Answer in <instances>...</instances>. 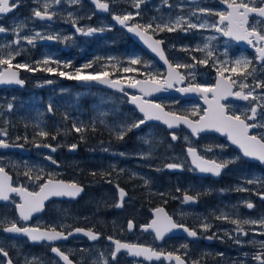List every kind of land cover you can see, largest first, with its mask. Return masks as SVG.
I'll use <instances>...</instances> for the list:
<instances>
[{"label":"flooded vegetation","instance_id":"obj_1","mask_svg":"<svg viewBox=\"0 0 264 264\" xmlns=\"http://www.w3.org/2000/svg\"><path fill=\"white\" fill-rule=\"evenodd\" d=\"M202 1L190 2L188 0L189 3L194 4ZM237 2L240 1L237 0ZM245 2H248V0H245ZM13 3H18L19 7L11 8L9 12L0 14V26L6 29L5 32L0 33V39L6 38L10 40L13 38L15 41L18 35L14 30L20 29L18 28L19 25H24L26 31L30 28L33 31L39 30L43 37H59L56 40L46 38L36 39L34 44H37V46L19 49L16 65L33 62L31 67H36L37 62H42L47 57L61 62L59 66L55 64L50 65L53 68H57L58 71H74L75 68L83 65L82 62L86 56L84 53H80V50L76 46L78 43V45L85 46L91 51L87 57H90V61L93 62V68L85 70L82 74H95L102 71L98 69L97 63L100 59L105 60L114 54L117 55L116 59L111 62L107 60L110 64L107 71L113 73L110 77L111 79L121 77L145 79L144 73H149L150 69H154L153 66L159 69L157 73L160 74L161 79L166 76L167 68L150 55L130 35L127 28L120 27L114 23L112 15H124L125 12L115 9L111 2H109V14H97L96 19L90 18L89 20H85L83 16V5L89 4L88 0H78L76 3H73L72 0H60L59 4L55 0H9L10 6ZM45 3L50 5L49 11L55 13L52 20H41L33 15L34 10H43ZM210 4L221 6L224 12L228 11L227 3L224 0H215V2H210ZM90 6L92 7V5ZM254 6L258 7L260 5L257 3ZM77 9L78 11L71 14V16L66 14L68 11H75ZM134 10L137 9L134 8ZM103 18H107L113 24L112 29H108L103 22L100 24ZM257 19L261 21L257 29L264 33L263 18L251 15L249 17V26L251 27L252 23ZM144 20L146 18H142L139 15L135 16L128 23L129 25H144ZM87 21H94L93 25L98 24L101 25V28L105 29L103 32L94 34L89 42L82 40L84 35L76 32L77 27L84 29V24ZM60 28L67 29L75 36L76 44L71 48L67 47V43L71 42V40H68L66 43L64 39H61ZM150 34L164 42L162 45L170 63L176 64L179 57L185 58L183 54L187 51L171 49L166 32L158 31ZM172 35L170 34L171 38ZM224 37L229 39L233 45V56L244 52L256 63V66L251 63L250 69H255V71L252 75L246 77L248 82L246 84L250 86L249 88L255 87L259 78L257 73L258 68L264 64V61L258 62V53L252 45H249L245 41H243L245 45L238 44L235 39L227 36ZM78 39L81 41H78ZM133 57H139L142 61L149 64L141 63L140 65H136L135 67L139 68L138 73H123V67L130 66L128 61ZM150 60L153 62V66L150 65ZM186 60L188 61V59ZM69 61L71 62V68L63 67V64ZM193 61L191 59V62ZM211 63L206 66L196 63L192 64V68L197 73L205 69L211 72L206 80H203L200 75L197 76L198 74L195 76L196 79H193L189 75L192 71H188L185 68L179 69L186 77L181 87H187L190 83L201 84L206 87L215 85L217 69L216 67L213 68ZM112 64H115L116 67L113 68ZM12 66L16 67L13 64ZM3 67L0 66V72L4 70ZM43 67L44 65L41 63L40 68ZM18 70L20 73L19 78L25 82V87L9 86L0 89V100H5L12 104L14 103L12 96L19 97V95H23L21 101L27 102L31 95L42 93L44 99L49 103L48 95L51 94V96H54L53 101L57 110L52 109L49 111L48 106L49 113L46 115L48 127L43 130L49 133L47 137L35 134L34 131L36 133H39V131L35 128L32 129L28 135L26 144L30 149L27 155H22V153L15 150L0 149V153L2 152L5 155L26 158L28 160L26 167L19 168L14 166L7 159L3 160L4 163L0 164V167L6 169L11 174L12 185L14 187L23 186L29 191H39L40 184L51 176L55 180L75 182L81 185L84 190L75 199H50L44 204L43 210L34 213L28 221H23L19 218L16 204L21 201L19 195L13 193L10 195L8 201L0 202V220L4 221L2 227H6L10 222L15 221L20 227H40L43 229L56 227L57 231H64L65 234L73 232L76 228L91 229L100 235L97 240H90L86 235H72L67 240L32 242L25 235L17 236L5 233L2 231V227H0V247H3L8 253L7 257L0 254V264H7L8 259H11L12 264H65L57 254L51 251L52 247H58L75 264H91L87 258L93 256L95 252H99L100 246H104L105 242L111 245V251L115 248L114 243L108 239V237H112L110 236L112 231L107 228H100V220L120 222L124 223V225H128V221L131 220L134 224L133 229H128L127 233L121 232L120 236L114 238L122 242L147 246L156 252L163 253L159 259L148 261L143 257L137 259L130 257L127 252H120L116 259L123 257L129 260V264H177L175 256H180L185 264H259L254 257L257 254H264V232L259 236L262 240V244H260L254 240V232L248 234L247 231H237L236 224L233 223L235 225L233 226L232 223L225 220H221L224 227H232L233 233L228 234L219 231V234L215 236L210 231L201 228L193 219L195 215L192 213H200L202 216L208 215L210 219H214L215 221H218V219L210 212V207L213 204L209 200V197L203 198L202 194L193 190L191 182L193 180L194 182H198L205 179L219 184L225 182L229 174L234 173L236 175L234 181L238 183L237 185H246V187L244 186L246 190H241V192L245 194L248 200L250 199L248 203L254 205L249 211L250 214L255 213L259 217L260 215H264V163L244 157L240 149L230 143L227 136L210 132L193 135L183 125L170 130L162 124L150 123L148 125H141L134 130L143 131L153 124L159 127V137L155 140L157 149L155 150L154 159L144 160L142 157H137L135 161L138 163L144 161V164L141 166L131 165L134 163L127 156V153L128 155L130 154L128 135L125 134L124 139L120 140L117 139V135L115 134L116 132L118 133L120 127L133 122L134 115L138 119L143 118L130 105L129 101L131 95L141 93L129 87H124L123 92L110 86L106 87L97 84L86 87L82 86V81L68 79L56 73L42 70L28 71L25 68H18ZM224 75L236 79L237 85L234 86V91H240V84L238 83L244 77L237 76L234 73L233 75H229L228 72H225ZM54 79H58L60 85L65 86V88L72 89V92L59 93L58 84L53 82ZM49 80L52 83H47ZM178 87L180 86L175 84V88ZM249 88L244 89V91L247 92ZM77 90L83 93L77 95ZM4 95H7L9 99H1ZM60 95L63 97L61 98ZM209 97H211V94H209ZM144 99L147 100L146 97ZM150 100L162 104L170 111L173 109L172 112L187 115L191 120H198L199 116L203 115V109L207 107L201 101L200 95L188 98L181 95H172L151 98ZM168 101H174L175 103H168ZM176 101H180L179 105L197 103L199 105V114L192 115V111L175 110L176 107H179ZM222 103L227 106L229 114H239L242 118H244V114L250 115L249 109L253 104L259 105L251 99L248 101L223 100ZM7 105L0 104V107ZM127 110H132L134 114H125ZM261 117L258 107L256 119L248 122L262 125L260 123ZM66 122L81 127V131H76L75 135L67 142L65 138L57 135L52 130L53 128H51L54 126L61 127ZM250 131L251 134L261 135L264 134V127H256ZM172 133H175L178 137L177 140L171 139ZM53 136L56 138L53 139ZM185 137H187V140ZM0 139L5 140L11 145L19 143L18 139L12 135H0ZM72 143L77 145L75 150H70L69 146ZM37 145L41 146L37 147ZM43 145H51L56 151L53 152L51 148ZM189 147L197 149L199 155L205 159H215L217 162L232 160L236 157H239V159L223 169L219 178L214 175H200L198 174V170L192 165L187 153V148ZM209 148H211V151H208ZM36 152L39 154H36ZM119 153H124V155H120ZM48 157L52 159L49 160ZM52 161H55V163ZM148 161H151L154 167L148 166ZM168 163H182L184 167L182 169H168L165 167ZM133 166L136 169L140 167L139 171L148 174L147 185L144 186L141 183L142 179L133 178L131 172L134 169L132 168ZM29 171L33 177L32 179L25 175ZM93 173L96 174L93 175ZM105 173H110V175H106ZM36 176H40L41 179H34ZM255 176L258 178L255 179ZM229 178H233V176H229ZM250 180L253 183H248ZM117 184L127 193L124 197L123 207L115 206L119 202ZM185 193L197 196L196 202H185L183 199ZM241 207L242 209L240 212H236L235 216L242 221L245 220L244 217L246 216V204H242ZM157 208H163L174 221L196 231L199 238L196 240L191 239L182 229V231L178 230V233L168 235L163 239H156L153 232H147L141 226L151 222L154 218V211ZM259 219L261 218L259 217ZM260 226L263 227L264 231V225L254 224L256 228ZM240 227L244 229L248 228L249 225L241 224ZM237 240L240 243H237ZM168 253L173 254L172 259L167 258Z\"/></svg>","mask_w":264,"mask_h":264},{"label":"snow or ice","instance_id":"obj_2","mask_svg":"<svg viewBox=\"0 0 264 264\" xmlns=\"http://www.w3.org/2000/svg\"><path fill=\"white\" fill-rule=\"evenodd\" d=\"M57 4L60 3V0H55ZM73 3L78 2V0H72ZM97 9L102 11L109 10V4L107 2H101V0H93ZM144 0H133V7L137 9L135 14L126 13L124 15H113V19L118 22L121 26L127 28L128 32L133 33L147 46L148 49L151 50L156 56L159 57L167 65V75L162 79L160 78V74H152V73H144L145 79H135L134 77L127 78H117L111 79L110 77L113 73L107 71V66L103 67V70L100 72H96L95 74H82L85 70L93 68V62L84 63L80 67L74 69V71L65 72L58 71L57 68H53L50 65H60L61 62L58 60H52L51 58H45L42 62H37L36 67H31L28 64H18L16 68H25L28 71H37L42 70L49 73H56L61 77H66L68 79H73L82 82H98L100 84L109 85L114 89H119L121 92L124 91V84H127L129 88L139 89L140 93L144 95H150L153 92H158L161 90H166L173 88L174 83L183 82L186 77L179 71L181 68H190L193 65L188 64H172L168 61L167 57L164 54L162 44L164 43L162 40L155 39L154 36L150 33H155L158 31H176L178 28L182 31L187 32L189 29H203L206 27H212L216 31L221 32L224 36L234 38L236 41H245L249 45L255 47L256 52L258 53L257 59L264 61V33L258 30L255 25L249 26V17L251 15H255L260 18H264V0H248V2H244V0H224L227 3L228 11L227 12H218L215 13L219 17L218 23L215 24H207L205 23H192L190 20H187L185 17H179L175 21H170L169 23L157 24L153 25V23H148L146 25L140 24H132L129 25V21L133 20L135 16L140 15V7ZM167 3V0H164ZM260 6H254L256 4ZM170 6V5H169ZM19 7L18 3H13L11 6L9 5V0H0V14L7 13L11 10V8ZM50 5L45 3L43 5V10L36 9L33 12V15L41 20L47 19L52 20L55 13L49 11ZM200 13H208L213 14L210 9L200 7L197 9ZM196 13L193 12L192 15ZM71 16V14H69ZM75 23V21H73ZM257 23H260L258 20ZM187 25L185 28L184 25ZM220 25H224V27H220ZM22 25H19L18 28H22ZM104 28H88L86 31L80 27L76 28V32L81 33L83 35H92L96 32H103ZM6 29L0 26V33L5 32ZM15 32V30H14ZM49 39L56 40L59 39L58 36H48L43 37L40 33H36L34 36H24L19 37L15 40L16 44L20 43V40H26L28 44H34L36 39ZM65 40L68 38L65 37ZM208 48L206 44L204 49L197 48V51H204ZM188 51V49H183ZM17 55L19 53H16ZM208 57H211L213 53L211 51L207 52ZM12 59L14 56L11 52L7 54V57L0 55V66H6L3 72H0V83H16L19 85H23L24 81L18 79V74L16 71L12 70ZM99 59V58H98ZM109 62L113 61L115 58L108 57ZM195 60V57H193ZM43 64L44 67L40 68V64ZM141 63L148 64V62L142 61L139 57L130 58L128 64L130 66L123 67V73H138L139 68L135 67L136 65H140ZM200 64H207L208 60L203 59L198 61ZM251 61L246 58H240L234 61L230 71L231 73L236 74L237 76H243L246 78L253 74L255 69H250ZM113 68L116 67L115 64L111 65ZM63 67L71 68V62H65ZM229 71L228 68H224L221 66L217 68V80L215 85L206 87L201 84L190 83L187 87H182L177 89L181 93H199L201 98L204 100V103L207 105L205 109H203V115L199 116L198 120H191L187 115H178L172 112L164 111V108L159 104H153L144 99L143 95H131L129 97L130 103L135 105L139 112L143 114V118L139 120H135L130 124L122 126L118 133L117 139L123 140L124 136L127 132H130L132 129L139 128L141 125L145 124L149 120H159L163 121L169 129L173 127H178L180 124L186 125L193 135H198L201 132L208 130H215L216 132H220L225 134L232 142L239 147L244 157L256 159L261 163H264V134L254 135L251 134L252 129L256 127H264V125H257L255 123H249L248 121H254L257 116L258 107H262L261 105L253 104V106L249 109L250 115L244 114V118H242L239 114H229L227 106L222 103V100L227 99L228 97H236L245 101L248 100H258L264 99V97H257L254 95V91L249 90L247 92L244 89L249 88V85L241 83L239 85L240 91H233L234 86L237 85V80L232 79L231 76H225L224 73ZM189 75H192L189 73ZM194 79V76H193ZM47 83H52L51 80L47 81ZM255 87L264 88V81H257ZM211 94V97H209ZM8 109L11 110L13 105L11 103L8 104ZM51 105H49V111H51ZM199 109H194L192 115H198ZM75 131L80 132L81 129L73 125ZM39 136L47 137L49 133L47 131H40ZM0 135L7 136V131L0 129ZM53 139L56 137L53 136ZM26 139V138H25ZM172 140H177L178 137L175 133L171 134ZM187 140V137H185ZM41 145H37L39 147ZM45 147L51 148L54 152L55 148H52L51 145H43ZM9 144L6 143L5 140L0 139V148H7ZM70 150H75L77 145L72 144L69 146ZM223 147V146H220ZM211 151V148L208 149ZM187 153L191 156V163L195 166V169L201 173H208L215 176H219L223 169H225L230 163H235L239 157H236L232 160H225L222 162H217L215 159L209 160L205 159L203 156L199 155L195 148L189 147L187 148ZM120 155H124V153H119ZM51 160V157H48ZM55 163V161H52ZM168 169H182L184 165L182 163H168L165 165ZM123 171V169H121ZM96 173H93L95 175ZM106 175H110V173H105ZM26 176L30 179L31 172H26ZM135 175V174H134ZM34 179H41L40 176H36ZM11 178L8 176L7 172L4 168L0 167V201H8L10 199V193H17L20 197V203L16 204V209L18 212V216L23 221H28L30 217L37 212L43 210L44 202L52 196H67L70 198H76L83 192V187L78 185L75 182H65L63 180H55L51 178V176L39 186V191H29L27 188L13 187L10 183ZM110 182V181H109ZM148 182L145 181V184ZM248 183H253V181H248ZM116 188L119 192V202L115 205L116 207H123L124 197L127 195L123 188H120L119 185H116ZM179 191V189H177ZM199 195V194H197ZM185 202H192L197 199V196L188 195L185 193L183 197ZM247 207L249 209L253 208L254 205L252 203H247ZM155 218L147 225H142L141 227L144 230L151 229L155 232L156 239H163L165 234L171 232L173 229H183L189 236L195 237L197 232L191 229H188L183 224H179L173 220L171 216H169L163 208L155 209ZM223 219H228L227 216L218 217ZM6 219V218H5ZM232 223L237 225V231L242 232L243 229L240 227L241 224H261L264 225V218L260 220H232ZM4 221L0 220V227H2ZM63 227V226H61ZM129 230H132L134 227L133 222L128 221L127 225ZM202 227L207 230L211 227L209 224H203ZM2 231L5 233L11 234H23L27 236V238L32 242H42V241H57L60 239H67L68 236L73 235V232L79 233L84 232V234L90 240H97L99 238V233L93 232L91 229L84 230L80 228H76L73 232H68L65 234L64 231H57L56 227H50L47 229H43L40 227H20L17 225V222L12 221L8 226L2 227ZM246 235V233H245ZM110 241L113 240L112 237H108ZM211 239V237H209ZM115 248L111 252V259L113 261L116 260L117 255L121 251L127 252L129 256L134 257H144L145 259L151 260L153 257L159 259L163 253L156 252L150 247H146L143 245L137 244H129L122 243L119 240L113 241ZM237 243H240L237 240ZM51 251L59 256L61 260L65 262V264H73V261L69 258L67 254L62 252L58 247H52ZM0 254L4 257L8 256V253L4 250L3 247H0ZM103 255V254H101ZM168 259L173 258L172 253L167 254ZM255 260L259 262V264H264V254H257L254 257ZM175 260L177 264H185V262L181 259L180 256H175ZM7 264H12L11 259H8ZM103 264H108L107 260L103 261Z\"/></svg>","mask_w":264,"mask_h":264},{"label":"rangeland","instance_id":"obj_3","mask_svg":"<svg viewBox=\"0 0 264 264\" xmlns=\"http://www.w3.org/2000/svg\"><path fill=\"white\" fill-rule=\"evenodd\" d=\"M111 3H113L115 9H120L126 13H133L137 10H134L133 0H106ZM240 1V0H239ZM210 2H215V0H203L200 3L194 4L189 3L188 0H167V3L164 2V0H144V2L141 4V7L139 9L140 15L142 18H146V20L143 21L144 25L148 23H153V25L157 24H163V23H169L170 21H175L179 17H185L187 20H190L192 23H207L209 25L218 23L219 17L215 15V13L218 12H224V10L219 5H211ZM245 2V0H244ZM84 3H86L84 1ZM90 4V3H89ZM89 4L83 5V16L85 20H89L90 18H95L97 16L96 11L93 7H91ZM170 5V6H169ZM203 7L210 9L213 14L208 13H200L198 12V8ZM77 10L68 11L66 14H74L77 12ZM195 12V15H192V13ZM96 19V18H95ZM259 19L255 20L251 26L255 25L258 28V25L261 24L257 23ZM105 24V26L109 29L113 28V24L107 19L103 18L101 20ZM94 21L92 22H86L84 24V30L86 31L88 28H101V25L95 24L93 25ZM88 24V25H87ZM184 27L186 28L187 25L185 24ZM220 27H224V25H220ZM17 35L19 37L24 36H34L36 33H41L39 30L33 31V29H29L26 31L24 29V25L22 28L15 30ZM34 32V33H33ZM167 34V40L169 42V45L171 46V49L177 50V51H183V49H188L186 53H184V59L182 57H179L177 60L180 64H188L192 65L200 64L198 61L207 59V64H200V65H208L210 62L212 67L216 69L223 66L224 68H228L229 71L228 74L233 75L231 73L230 69L234 63L235 60L240 58H246L256 66V63L254 60L250 59V57L245 54L244 52H240L237 55H232L233 52V45L230 42L229 39L225 38L221 32L216 31L212 27H206L203 29H189L187 32L180 30L179 28L176 31L169 32L167 30L163 31ZM59 33L61 34V39H64L67 37L68 39L64 41L67 43L68 40H71V42L67 43V47L71 48L76 44V39L73 33L69 32L67 29L64 28L59 29ZM92 35H84L82 40L88 41L90 38L94 36ZM170 34L172 35V38L170 37ZM17 36V38H18ZM87 37V38H86ZM78 41H81L78 39ZM208 45V48L204 51H197V48L204 49L205 45ZM28 46H37V44H28L26 40L21 39L19 44H16L15 41L12 39L7 40L6 38L0 39V55L7 57V54L11 52L14 56V59H12V64L16 66L17 64V55L16 53H19V49L22 50ZM77 48L80 50V53H84L86 56L84 57V60L82 64L91 62L90 57H87L90 54V50L86 48L85 46H80L77 43ZM66 47V48H67ZM232 50V51H231ZM211 51L213 55L211 57H208L207 52ZM110 57L117 58V55H111ZM178 57V56H176ZM195 57V60L191 62V59ZM188 59V61L186 60ZM108 59L101 60L97 63L98 69L103 70L104 66L108 67L110 64L107 62ZM40 62V61H39ZM25 64H28L29 66L33 65V62H26ZM149 64V63H148ZM150 65L153 66V62L150 60ZM154 69H150L149 73L156 74L157 69L156 66H153ZM5 68V66L3 67ZM188 71L191 72V76L194 79L195 76H202L203 80H206L211 72H208L205 70H202L200 73H197L195 69L192 67L187 68ZM258 81H264V64L261 65L258 68ZM240 79V78H239ZM53 82L58 84V92L63 94L65 92H72V89L65 88V86L60 85V81L58 79H54ZM241 83H248L246 78H241ZM256 85V84H255ZM250 87V86H249ZM254 91V95L257 97H264V88H257V87H251L248 89ZM83 93L80 90L76 91L77 95H80ZM57 94V93H56ZM49 96V103L44 99V96L42 93H37L36 95H31L29 100L27 102H22L21 99L23 98V95H19V97L12 96L14 103H12L13 107L11 110L8 109V105L4 107H0V129L7 131V136L12 135L14 138H17L19 140L22 139V137L26 138V134L24 132V127L26 125V122H28L30 125H32L37 131H42L45 128L48 127V120L46 118V115L48 112V106L51 105V108L53 110H57L56 106L54 104L53 98L54 96ZM61 98L63 97L60 95ZM17 98V100H16ZM1 99H9L7 95H4L1 97ZM18 102V103H17ZM174 102V101H170ZM168 101V103H170ZM180 102V101H179ZM179 102L176 101V103L179 105ZM255 102L262 107H259V115H261L260 123L264 125V99H258L255 100ZM175 103V102H174ZM0 104H9V102L5 100H0ZM42 104H44L42 106ZM199 105L197 103H184L183 105H179V107H176L175 110L181 109L184 111H192L194 109H197ZM263 108V109H261ZM193 109V110H192ZM174 110V111H175ZM173 111V109H172ZM133 113L132 110H127L125 114ZM139 120L134 115V121ZM12 122V123H11ZM74 124H69L68 122L64 123L61 127H51L53 128L54 132L57 135L62 136L65 138V141H70L71 137L75 135V129L73 127ZM76 127L81 128L78 125H75ZM120 127V126H117ZM121 128V127H120ZM23 129V131H22ZM49 132H51L49 130ZM128 135V139L130 141V154L129 156L132 163L131 165H138L141 166L144 164L142 162H137L135 159L137 157H142L144 160L149 159L153 160L155 156V150L157 149V145L155 144V140L159 137V127L157 125H150L146 128V130H134L132 129L130 132L126 133ZM117 135V132L116 134ZM186 141V140H185ZM73 144V143H72ZM36 154H39L36 152ZM7 159L12 163L14 166L17 167H26V164L28 163V160L26 158L22 157H16V156H10L5 155L4 153H0V164L4 163L3 160ZM1 166V165H0ZM148 166L154 167V164L151 163V161H148ZM134 169L131 170L133 178H139L143 181L141 182L144 186L145 181L148 182V174L139 171L140 167L136 169V167H132ZM135 174V175H134ZM229 176H233V178H229ZM234 177L236 175L234 173H231L228 175L227 180L225 182H221L219 184H216L209 180H201L198 182H194V180L191 182L193 190H195L197 193L202 194L204 197H209V200L213 204V206L210 207V212L213 214L215 218L218 219V221H215L214 219H210L209 216L201 215L200 213H192L195 216L193 219L195 220L198 225L202 227L203 224H209L211 227H209L207 230L210 231L212 234L217 236L219 234V231L226 232V233H233L232 227H224L223 222L221 220H225L227 222L232 223V220H239L238 217L235 216L236 212H240L242 209L241 205L246 204L245 209V220H260L259 217L262 219L264 218V215H260L258 217V214H250V210L247 207V203L250 202V199L245 196L244 193L241 192V190H246V185L240 186L237 185L238 183L234 181ZM258 177L255 176V179ZM189 188H191L189 186ZM149 192V191H146ZM227 216L228 219L218 218V217H224ZM233 224V223H232ZM248 228H244L243 231H247L249 233H253L254 240L262 244V240L259 238L261 234L264 232L263 227H254V224H248ZM261 225V224H259ZM233 226H235L233 224ZM99 227L102 229H109L112 231L111 235L112 237H118L120 236L121 232H128L127 224L124 225V223L120 222H112V221H103L100 220ZM204 229V228H203ZM257 234V235H256ZM104 247V248H103ZM103 248V249H102ZM111 245L107 242L104 243V246H100V251L95 252L93 256L88 257V261L91 264H103L104 260L108 261V264H129V260L125 259L123 257H120L116 259L115 261L111 260ZM103 254V255H101ZM110 258V259H109ZM243 264V263H242Z\"/></svg>","mask_w":264,"mask_h":264},{"label":"water","instance_id":"obj_4","mask_svg":"<svg viewBox=\"0 0 264 264\" xmlns=\"http://www.w3.org/2000/svg\"><path fill=\"white\" fill-rule=\"evenodd\" d=\"M90 1V3L95 7V10L97 11V13L98 14H100V15H102V14H108L109 12H110V8H109V10L108 11H102V10H100V9H97L96 8V6H95V3L93 2V0H89ZM190 2H192V1H198V0H189ZM101 2H105V1H102L101 0ZM112 19H113V16H112ZM264 19V18H263ZM113 21L117 24V25H119L120 27H122L118 22H116L114 19H113ZM130 33V32H129ZM130 35L136 40V41H138L147 51H148V53L150 54V55H152L154 58H156L162 65H164L166 68H167V65L162 61V60H160L159 59V57L158 56H156L154 53H152L151 52V50L150 49H148L147 48V46L139 39V37H137L136 35H134L133 33H130ZM155 38V37H154ZM156 39V38H155ZM234 39V38H233ZM237 43L238 44H242V45H245L244 44V42L243 41H237ZM162 48H163V45H162ZM163 51H164V54H165V56L167 57V55H166V52H165V50H164V48H163ZM167 59H168V57H167ZM168 61H169V59H168ZM170 62V61H169ZM258 62H262L261 60H258ZM12 70L13 71H16L17 72V74H18V79H20L19 78V70L18 69H16L15 67H12ZM168 70V69H167ZM166 75H167V73H166ZM217 80V79H216ZM185 82V80L183 81V82H176V83H174V86H173V88H170V89H166V90H161V91H158V92H153V93H151L150 95H144V94H138V95H143V97H146L147 98V101H149V102H151V103H153V104H159V105H161L163 108H164V111H166V112H172V111H170V110H168V109H166L162 104H160V103H158V102H155V101H153V100H150L151 98H160V97H163V96H172V95H181V96H183V97H197L198 95H200L199 93H181V92H179L177 89H179V88H182L181 86H182V83H184ZM92 84H97V85H102V86H106V87H108L109 85H105V84H100V83H98V82H95V81H93V82H82V85L83 86H91ZM175 84H177V85H179L180 87H178V88H175ZM6 86H12V87H15V86H20V87H24V84L23 85H19V84H16V83H0V88H3V87H6ZM123 87H128L127 86V84H124V86ZM116 90H119V89H116ZM136 91H138L139 93H140V91H139V89H135ZM233 91H234V88H233ZM231 99H234V100H237V101H245V100H242V99H239V98H236V97H228L227 99H225V101H229V100H231ZM202 102H204V100L202 99L201 100ZM223 101V100H222ZM221 101V102H222ZM130 105L132 106V107H134L137 111H138V113L140 114V115H142L143 116V114L142 113H140L139 112V109L135 106V105H133L132 103H130ZM172 113H176V112H172ZM176 114H178V115H181V114H179V113H176ZM183 116V115H182ZM190 119V118H189ZM150 123H159V124H162L163 126H165L166 128H168V126L165 124V123H163V121H159V120H155V119H153V120H149V121H147L145 124H143V125H147V124H150ZM181 125H183V126H185V128L189 131V132H191V130L186 126V125H184V124H180L179 126H181ZM178 126V127H179ZM174 128H177V127H173L172 129H174ZM169 129V128H168ZM172 129H170V130H172ZM216 133V134H218V135H223V136H226L225 134H222V133H220V132H216L215 130H208V131H204V132H201V133ZM228 139V138H227ZM230 141V140H229ZM230 143L232 144V142L230 141ZM232 145H234V146H236L237 148H239L237 145H235V144H232ZM0 149H4V150H16V151H20V152H22L23 154H27L28 153V148L25 146V145H23V144H14V145H11V144H9V147H7V148H0ZM197 150V149H196ZM241 151V150H240ZM198 152V151H197ZM190 157V159H192L191 158V156H189ZM250 159H252V158H250ZM252 160H256V159H252ZM194 166V165H193ZM195 167V166H194ZM5 171L7 172V174H8V176L11 178V180H10V183L12 184V176H11V174L5 169ZM198 174H200V175H212V174H208V173H201V172H199L198 171ZM215 176V175H214ZM215 177H217V178H219L220 177V175L219 176H215ZM64 181V180H63ZM65 182H68V181H65ZM13 186V185H12ZM81 186V185H80ZM14 187V186H13ZM11 194H13V193H10V195ZM81 195V194H80ZM80 195H78V196H80ZM77 196V197H78ZM76 197V198H77ZM52 198H58V199H64V200H67V199H75V198H70V197H67V196H52V197H49V199L48 200H46L45 202H44V204L45 203H47V201H49L50 199H52ZM0 202H6V201H0ZM196 201H194V203H195ZM193 203V202H192ZM44 208V207H43ZM155 215H156V213H155V211H154V218H155ZM153 218V219H154ZM152 219V220H153ZM151 220V221H152ZM186 227V226H185ZM188 228V227H187ZM189 229V228H188ZM84 230H87V229H84ZM178 230H181L182 231V229H173L171 232H169V233H167V234H165V236L164 237H166V236H168V235H173V234H175V233H178ZM192 230V229H191ZM145 231H147V232H153L154 234H155V232L153 231V230H151V229H148V230H145ZM14 235H23V234H14ZM73 235H80V236H84L85 234H84V232H79V233H75V232H73ZM72 236V235H71ZM189 236V235H188ZM70 236H68V238H69ZM67 238V239H68ZM190 238L191 239H193V240H196V239H198L199 238V236H198V234L195 236V237H192V236H190ZM67 239H61V240H67ZM115 240H117V239H113L111 242H113V241H115ZM122 242V241H121ZM122 243H128V242H122ZM129 244H131V243H129ZM137 245H139V244H137ZM147 247V246H146ZM122 252V251H121ZM125 252V251H124ZM130 257H134V256H130ZM135 258H137V259H139V258H142V257H135ZM144 258V257H143ZM155 259H157V258H155V257H153L151 260H148V261H153V260H155ZM63 261V260H62ZM64 262V261H63ZM177 262V261H176ZM65 263V262H64ZM73 264H75L74 262H73Z\"/></svg>","mask_w":264,"mask_h":264},{"label":"trees","instance_id":"obj_5","mask_svg":"<svg viewBox=\"0 0 264 264\" xmlns=\"http://www.w3.org/2000/svg\"><path fill=\"white\" fill-rule=\"evenodd\" d=\"M32 129H34V127L32 125H30L28 122H26V125L24 127V132L26 134V139H25V137H22L20 142H22V143L26 142L27 143V141H28V137L27 136L31 133ZM22 131H23V129H22ZM34 133L38 135V133H36V131H34Z\"/></svg>","mask_w":264,"mask_h":264}]
</instances>
